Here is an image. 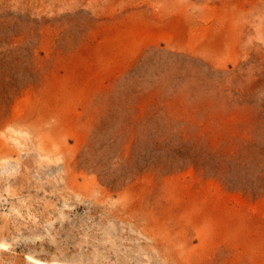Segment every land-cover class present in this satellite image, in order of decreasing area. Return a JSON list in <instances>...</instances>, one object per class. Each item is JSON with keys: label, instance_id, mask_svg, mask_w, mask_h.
Masks as SVG:
<instances>
[{"label": "rangeland", "instance_id": "374dc122", "mask_svg": "<svg viewBox=\"0 0 264 264\" xmlns=\"http://www.w3.org/2000/svg\"><path fill=\"white\" fill-rule=\"evenodd\" d=\"M0 264H264V0H0Z\"/></svg>", "mask_w": 264, "mask_h": 264}, {"label": "bare ground", "instance_id": "6f19581e", "mask_svg": "<svg viewBox=\"0 0 264 264\" xmlns=\"http://www.w3.org/2000/svg\"><path fill=\"white\" fill-rule=\"evenodd\" d=\"M0 246H1V247H6L7 244H6L5 242H2V243H0Z\"/></svg>", "mask_w": 264, "mask_h": 264}]
</instances>
